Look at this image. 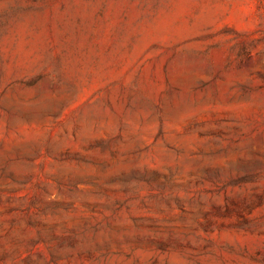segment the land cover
<instances>
[{
	"label": "rangeland",
	"instance_id": "rangeland-1",
	"mask_svg": "<svg viewBox=\"0 0 264 264\" xmlns=\"http://www.w3.org/2000/svg\"><path fill=\"white\" fill-rule=\"evenodd\" d=\"M0 264H264V0H0Z\"/></svg>",
	"mask_w": 264,
	"mask_h": 264
}]
</instances>
